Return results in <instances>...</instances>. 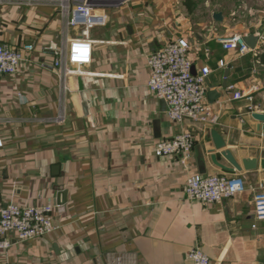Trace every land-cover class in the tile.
Listing matches in <instances>:
<instances>
[{"label":"crops","instance_id":"obj_1","mask_svg":"<svg viewBox=\"0 0 264 264\" xmlns=\"http://www.w3.org/2000/svg\"><path fill=\"white\" fill-rule=\"evenodd\" d=\"M114 1H98L107 21L89 31L84 74L64 76L43 67L58 58L47 47L65 49L81 29L66 26L57 4H0V42H35L29 60L0 78V207L50 202L56 225L49 238L12 240L0 264H192L186 253L195 245L210 264H264V220L253 207V188L264 187V121L244 97L233 98L254 87L250 104L264 113V9L246 22L231 7L203 10V0ZM232 33L256 37L252 50H224L217 38ZM175 39L187 42L194 71L210 68L205 100L214 124L171 121L147 88L146 54ZM212 129L239 164L256 158V167L228 172L213 164L209 151L229 166ZM183 130L195 139L187 160L155 155L158 141ZM195 173L238 174L246 188L217 202L189 201L184 186Z\"/></svg>","mask_w":264,"mask_h":264},{"label":"built area","instance_id":"obj_2","mask_svg":"<svg viewBox=\"0 0 264 264\" xmlns=\"http://www.w3.org/2000/svg\"><path fill=\"white\" fill-rule=\"evenodd\" d=\"M98 1L100 0L92 2L86 0H0V4L25 6H40L44 3L57 4L66 18V26L81 29L79 35L67 38L65 49L56 50L55 45L47 47L52 49L58 58L51 64H43V67L60 69L64 76L84 74L81 66L91 62L94 40L90 38L89 31L94 27L105 25L107 21L106 12L98 5ZM121 1L123 0L114 2L120 3ZM244 37L243 34L232 33L219 36L217 40L224 50L243 55L252 50ZM261 38L264 40V36ZM34 50L35 42H27L18 47L0 42V78L14 75L22 64L29 60ZM188 52L189 46L183 39L168 41L148 52L146 64L150 75L146 84L147 88L165 102L167 115L171 121L178 124L186 120L214 124L217 122V115L205 100V79L210 68L204 65L198 71H194ZM224 65V60L220 59L218 66L223 67ZM227 88L234 90L232 85ZM252 88L251 91H234L233 98L244 97L249 101V112H256L250 104L253 99ZM194 143L193 134L188 130H183L171 138L158 141L154 146V152L158 157L174 154L187 160ZM0 146H2L1 139ZM245 188V181L238 174L203 176L195 173L186 178L184 193L189 201L212 203L239 195L244 192ZM253 207L255 219L264 220V187L262 184H257L253 188ZM54 209V205L50 202L44 205L25 206L11 201L4 203L0 207V250H7L12 240L21 242L49 238L56 229L53 222ZM186 256L192 264H210L207 255L196 245L187 251ZM115 264H121L120 260H117Z\"/></svg>","mask_w":264,"mask_h":264},{"label":"water","instance_id":"obj_3","mask_svg":"<svg viewBox=\"0 0 264 264\" xmlns=\"http://www.w3.org/2000/svg\"><path fill=\"white\" fill-rule=\"evenodd\" d=\"M86 1L92 2L94 0H86ZM99 2H104V0H100ZM220 17L221 16L219 13L214 14V18L220 19ZM256 39H257L256 37H253L250 35L244 37L245 42L248 44L250 48L254 47ZM224 85H225V82L223 83V86ZM251 116L258 121H262V122L264 121V113L251 112ZM210 135H211V138L214 144V149L219 151L220 155L229 164V166H225L223 164L218 163L216 159V153L213 151H209L210 160L212 161L213 164L218 166L220 169L224 171L232 172L235 170L241 171L242 169L248 171L256 167V164H257L256 158H250V157L242 158L239 164V162H237V160L234 158L231 151L228 148H225V141L223 140L221 135L214 129L211 130ZM260 165L263 166L262 161L260 162Z\"/></svg>","mask_w":264,"mask_h":264},{"label":"rangeland","instance_id":"obj_4","mask_svg":"<svg viewBox=\"0 0 264 264\" xmlns=\"http://www.w3.org/2000/svg\"><path fill=\"white\" fill-rule=\"evenodd\" d=\"M200 5L201 7L203 5H208L210 6V8L218 7L220 5L221 7H226V9H229L231 7L232 9L237 10V12L240 13L241 17L238 19V21L243 20L246 22H252L258 20L260 16L262 17L264 0H229V2H227V0H218V2H213V0H203L202 2H200ZM110 9L112 8L109 7L108 10ZM243 10L244 14L241 13V11Z\"/></svg>","mask_w":264,"mask_h":264}]
</instances>
